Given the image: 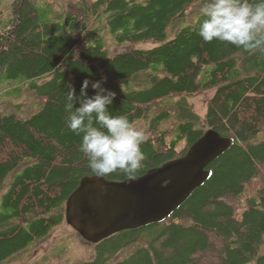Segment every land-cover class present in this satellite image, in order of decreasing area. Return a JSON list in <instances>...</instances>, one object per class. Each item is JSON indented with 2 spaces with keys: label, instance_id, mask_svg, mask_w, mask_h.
I'll return each mask as SVG.
<instances>
[{
  "label": "trees",
  "instance_id": "obj_1",
  "mask_svg": "<svg viewBox=\"0 0 264 264\" xmlns=\"http://www.w3.org/2000/svg\"><path fill=\"white\" fill-rule=\"evenodd\" d=\"M200 5L11 1V17L0 30V85L29 81L36 106L21 111L0 104V191L6 187L0 264L39 248L68 225L66 201L93 174L79 151L81 137L65 124L66 85L79 95L84 79L101 77L116 93L109 111L141 124L147 137L134 176L184 155L210 128L231 144L207 166V179L162 221L96 244L72 228L93 247L75 264H264V52L205 43L195 30ZM111 45L123 49L111 52ZM210 90L202 118L187 100ZM93 92L89 87L88 95ZM128 177L117 171L104 178Z\"/></svg>",
  "mask_w": 264,
  "mask_h": 264
},
{
  "label": "clouds",
  "instance_id": "obj_2",
  "mask_svg": "<svg viewBox=\"0 0 264 264\" xmlns=\"http://www.w3.org/2000/svg\"><path fill=\"white\" fill-rule=\"evenodd\" d=\"M195 30L205 43L216 40L249 54L264 52V0H201ZM105 81L84 79L79 95L71 83L66 85L65 124L81 137L79 151L94 176L119 171L134 179L145 159L141 145L147 137L126 116L109 111L116 93L104 87Z\"/></svg>",
  "mask_w": 264,
  "mask_h": 264
},
{
  "label": "water",
  "instance_id": "obj_3",
  "mask_svg": "<svg viewBox=\"0 0 264 264\" xmlns=\"http://www.w3.org/2000/svg\"><path fill=\"white\" fill-rule=\"evenodd\" d=\"M230 144L229 137L210 128L184 155L134 179L84 177L66 201V222L96 244L119 231L162 221L207 179V166Z\"/></svg>",
  "mask_w": 264,
  "mask_h": 264
},
{
  "label": "rangeland",
  "instance_id": "obj_4",
  "mask_svg": "<svg viewBox=\"0 0 264 264\" xmlns=\"http://www.w3.org/2000/svg\"><path fill=\"white\" fill-rule=\"evenodd\" d=\"M11 1L12 0L1 1L0 30L11 17ZM194 15L197 16V14ZM180 27V25L179 27H176V30ZM173 33V29L170 27L167 30L168 37H171ZM150 46V44H146L144 47ZM122 49L123 48L121 47H114V45H111V52L120 51ZM13 89L15 90L12 91ZM33 95L34 91L29 88V81L15 79L3 82L0 85V104H9V109L15 108H13V104L16 106L20 105L21 111H24L27 108H34L36 103L32 104L34 99ZM211 95L212 91L210 90L206 91L204 94L189 97L187 101L192 106L195 113L203 118L206 111L207 100ZM5 107L8 109L7 106ZM20 114L22 115V113ZM136 127L140 129L141 124H137ZM178 147H180V145ZM5 190L6 187L0 191V198ZM241 211L242 210H240L239 213H241ZM92 250L93 247L91 245H88L78 235H75L70 226L65 225L59 228L49 241L39 248H32L28 251L22 252L20 255L3 264H75L79 261L88 259Z\"/></svg>",
  "mask_w": 264,
  "mask_h": 264
},
{
  "label": "bare ground",
  "instance_id": "obj_5",
  "mask_svg": "<svg viewBox=\"0 0 264 264\" xmlns=\"http://www.w3.org/2000/svg\"><path fill=\"white\" fill-rule=\"evenodd\" d=\"M65 213H66V204H65ZM66 215V214H65ZM65 220H66V216H65Z\"/></svg>",
  "mask_w": 264,
  "mask_h": 264
}]
</instances>
